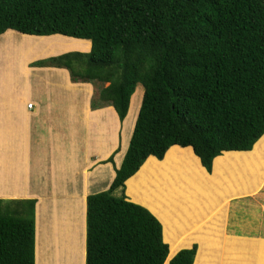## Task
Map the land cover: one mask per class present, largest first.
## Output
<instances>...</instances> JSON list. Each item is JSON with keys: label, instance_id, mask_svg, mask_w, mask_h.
Masks as SVG:
<instances>
[{"label": "trees", "instance_id": "1", "mask_svg": "<svg viewBox=\"0 0 264 264\" xmlns=\"http://www.w3.org/2000/svg\"><path fill=\"white\" fill-rule=\"evenodd\" d=\"M7 30L89 40L88 53L35 65L66 69L72 83L91 84V110L111 106L122 122L142 86L121 165L106 191L86 198L85 264H193L196 244L166 263L173 249L151 212L169 240L170 216L190 217L201 213L200 202L216 200L197 181L239 194L259 189L264 158L254 145L264 135V0H0V35ZM174 145L191 147L207 173L223 152L254 150L225 153L208 181L193 178L195 192L204 193L195 205L176 196L169 205L178 176L169 178L165 153ZM180 173L189 183L190 173ZM126 181L127 196L146 208L127 199ZM35 202L0 199V264H34ZM219 243L205 239L194 264L214 258ZM256 264H264L261 240Z\"/></svg>", "mask_w": 264, "mask_h": 264}, {"label": "crops", "instance_id": "2", "mask_svg": "<svg viewBox=\"0 0 264 264\" xmlns=\"http://www.w3.org/2000/svg\"><path fill=\"white\" fill-rule=\"evenodd\" d=\"M57 36H33L7 30L0 35V39L17 42L28 37L32 42L48 40L51 42L46 44L59 50V54L72 50H90L89 40L76 39L79 42L68 44L55 41L56 38H61ZM40 69L46 73L45 78L52 81L47 83L49 86L45 89L50 96L46 100L40 97L39 91L30 94L29 74L21 71L20 60L17 71L11 74L0 72V199L36 201L34 264H85L86 198L90 194L106 191L112 183L115 170L120 167L129 145L143 89L134 114H130V98L127 115L120 122L111 106L90 109V97L93 93L91 84L70 82L69 73L63 68ZM62 84L69 87L70 91H75L73 97L71 95L66 102L60 99ZM256 145L263 151L260 156L264 158V135L254 146ZM168 151L167 174L171 180L178 176V183H172L175 187L169 190V205H172V196H176L183 204L190 205L198 203L205 192L209 197L216 198L212 203L200 202L201 213L192 212L186 218H180L177 214L170 216L174 231L169 240L164 234L165 224L147 208L162 225L163 241L168 245L169 251L173 249L170 258L179 250L196 244L195 262L201 243L205 239H215L220 245L213 254L214 258L203 259L204 264H256L258 240L250 239L253 237L246 236L249 233L241 231L243 227L236 223L240 221L234 217L235 208L230 203L233 196L252 195L254 191L249 193L244 190V193L239 194L235 190L229 192L230 189L226 186L217 188L212 183L197 181V186L204 192L200 193L198 190L195 192V183L192 182L193 178L208 181L213 176L215 160L225 153L242 155L251 151L223 152L214 159L210 173L202 167L191 147L174 145L165 155ZM109 158H112L111 162L108 161ZM147 159L163 161L152 156ZM190 164L192 167L188 169ZM141 167L132 177L139 174ZM182 171L190 173L189 183L183 181ZM263 181L264 179L261 184ZM225 192L228 193L226 196ZM182 194L187 197L184 202L181 200ZM127 198L146 208L130 197ZM230 215H233V222L237 225L227 224ZM237 228L241 231L239 236L234 235ZM224 238L228 240L223 250Z\"/></svg>", "mask_w": 264, "mask_h": 264}, {"label": "rangeland", "instance_id": "3", "mask_svg": "<svg viewBox=\"0 0 264 264\" xmlns=\"http://www.w3.org/2000/svg\"><path fill=\"white\" fill-rule=\"evenodd\" d=\"M20 34V33H18ZM57 36V35H54ZM19 37V35H17ZM61 38L52 39L55 41H63L68 44H72V42H79V40H76L74 38L70 37H63V36H57ZM36 38V37H34ZM75 40V41H74ZM1 41V39H0ZM9 41V40H8ZM33 40H30L28 38H23L21 42L17 41H11L13 43L17 44H24V45H30L33 48L35 47V50L30 51V53H21L18 51H15L14 49L3 50L0 49V72L4 74H11L14 71L18 70V62L20 60L21 62V71L26 72L29 74V91L30 94L33 95L36 93V91H39L40 97L43 100H46L48 97L45 89L49 86L47 83H49L51 80L48 78H45V72L41 71L40 68L42 67H49V66H37L35 65L36 62L42 61L44 59H47L52 56L61 55L59 54V50L54 49L53 47L46 44L47 42H51L48 40L40 41V42H32ZM3 42H0V44ZM70 52H80L79 50H72ZM89 52V51H88ZM88 52H81V53H88ZM63 54V53H62ZM56 68V67H54ZM70 79V76H69ZM52 82V81H51ZM71 82V80H70ZM57 83V82H56ZM92 86V85H91ZM93 93L90 97V99L94 95V87ZM60 99L63 102H66L67 99H69L72 95H74L75 91H70V88L67 87L65 84L61 85L60 88ZM142 93V86L138 85L134 91V93L131 96L132 99V108H131V115L134 114V110L138 107V103L140 101V94ZM30 95V96H31ZM52 97V96H51ZM33 98V97H32ZM56 99H58V95L56 96ZM129 109V108H128ZM124 194L126 195V187L124 190ZM116 195V193H115ZM128 199V198H127ZM233 199V200H232ZM230 198L232 200L230 203L235 208V218H237L240 222H237L242 228L241 231H246V236L253 237L250 239H256L264 241V182L261 184L260 188L252 193V195H243L242 197L233 196V198ZM129 200V199H128ZM233 215L229 216V220L227 224L237 225L234 223ZM232 222L234 224H232ZM228 229H232L231 227H227ZM247 229V230H246ZM237 232L234 234L235 236H239L241 231L237 228ZM253 235V236H252ZM199 249V248H198Z\"/></svg>", "mask_w": 264, "mask_h": 264}, {"label": "bare ground", "instance_id": "4", "mask_svg": "<svg viewBox=\"0 0 264 264\" xmlns=\"http://www.w3.org/2000/svg\"><path fill=\"white\" fill-rule=\"evenodd\" d=\"M0 42H3V43H1L0 44V49H3V50H8V51H10L11 49H14L15 51H18L20 54L22 53H26V52H30V51H33V49L35 50V47L33 48L32 46H30V45H24V44H17V43H10L11 41H0ZM7 42H9V43H7ZM33 48V49H32ZM26 51V52H25ZM22 54H21V58H22ZM81 245H82V243H81ZM80 245V246H81ZM79 246V247H80ZM76 247V246H75ZM74 247V248H75ZM76 249V248H75ZM74 249V250H75ZM81 249V248H80ZM78 250V249H77ZM65 251H67V250H64V252ZM70 251V250H69ZM81 251V250H80ZM63 252V251H62ZM71 253H72V251H70ZM81 253V252H80ZM69 254V253H68ZM67 254V255H68ZM66 255V256H67ZM71 256V255H70ZM76 256V255H75ZM71 258H72V256H71ZM69 260V259H68ZM71 260V259H70ZM70 262V261H69ZM68 262V263H69ZM76 262V261H75Z\"/></svg>", "mask_w": 264, "mask_h": 264}, {"label": "built area", "instance_id": "5", "mask_svg": "<svg viewBox=\"0 0 264 264\" xmlns=\"http://www.w3.org/2000/svg\"><path fill=\"white\" fill-rule=\"evenodd\" d=\"M29 107H31V104H28Z\"/></svg>", "mask_w": 264, "mask_h": 264}, {"label": "water", "instance_id": "6", "mask_svg": "<svg viewBox=\"0 0 264 264\" xmlns=\"http://www.w3.org/2000/svg\"><path fill=\"white\" fill-rule=\"evenodd\" d=\"M252 149H253V148H252ZM167 259H168V257H167ZM170 259H171V258H170ZM170 259H169V260H170ZM169 260H168V261H169Z\"/></svg>", "mask_w": 264, "mask_h": 264}]
</instances>
